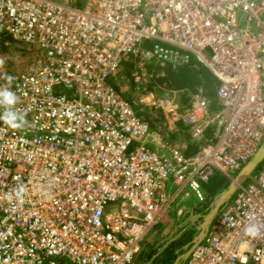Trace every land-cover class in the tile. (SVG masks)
<instances>
[{
  "label": "built area",
  "instance_id": "built-area-1",
  "mask_svg": "<svg viewBox=\"0 0 264 264\" xmlns=\"http://www.w3.org/2000/svg\"><path fill=\"white\" fill-rule=\"evenodd\" d=\"M12 44L33 60L14 67ZM190 56L218 81L215 109L162 80ZM263 58L264 0H0V87L12 78L25 117L0 121V264H130L179 193L206 202L203 184L233 179L264 142ZM128 61L162 128L111 80ZM199 218L181 264H264V160L207 229Z\"/></svg>",
  "mask_w": 264,
  "mask_h": 264
},
{
  "label": "trees",
  "instance_id": "trees-1",
  "mask_svg": "<svg viewBox=\"0 0 264 264\" xmlns=\"http://www.w3.org/2000/svg\"><path fill=\"white\" fill-rule=\"evenodd\" d=\"M131 62H128V65H130ZM162 70L164 71L165 75L162 78L164 81H169L170 86L174 87L175 89L180 91V99L184 103L188 101L189 95H192L193 93L197 92L198 89H202L203 93L210 99L211 106L213 109L216 108V88L218 81L216 77L209 71V69L196 57L190 56L188 63L172 67L170 65H166L162 67ZM149 116V115H148ZM151 124L154 126V124L151 122ZM178 128H180L181 131V125H178ZM211 135V129L207 130L206 136L204 140L200 143L197 142H191L190 140L187 141V143L182 147V151L184 154H189L194 152L199 145L202 143L207 142ZM228 184L227 178H225L223 175L219 173L213 174L207 183L203 185L205 186V191L212 197L215 194H217L219 191L224 189ZM189 233L187 231L184 232V239L181 241H177L179 243V247L185 243H187L190 238L188 239ZM184 241V242H183ZM175 242V241H174ZM172 242V245L169 244L166 246L165 250L168 248V254L166 257L162 258L160 257L161 254L157 256V258H154L152 263L154 264H170L173 262L174 254L170 252V248L172 246H177L178 243ZM183 242V243H182ZM164 250V251H165ZM175 257V256H174ZM173 258V259H172Z\"/></svg>",
  "mask_w": 264,
  "mask_h": 264
},
{
  "label": "rangeland",
  "instance_id": "rangeland-1",
  "mask_svg": "<svg viewBox=\"0 0 264 264\" xmlns=\"http://www.w3.org/2000/svg\"><path fill=\"white\" fill-rule=\"evenodd\" d=\"M250 26L252 29H254V26H255L254 20L250 21ZM4 52L7 54L9 62L13 63L14 67H16V68L24 67L26 64L31 62V60H33V58L35 56L34 50H32L31 48L27 49L25 46H21L20 44H12ZM128 62H125L120 66V68L117 70V72L112 76L111 80L113 82H116V84H119L118 89L119 90L121 89L120 91L122 92V94L133 103V105H134L133 107L135 108V110L137 111V113L139 115L149 119L155 126L157 125L156 128H162V124L160 122L159 123L157 122L158 119H157V121L155 120V116L153 115V112L147 113L148 112L147 109H143L144 110L143 111L141 109L143 107H142L141 103L139 102V100L132 97L133 95L131 94L130 86H129V81L131 80L130 75H129L130 70H128V68H131V66H128ZM150 69H153V67L150 66ZM180 141H183V140L180 138ZM178 144L182 145L181 142H178ZM261 163L259 164V166L261 165ZM259 166H258V168H256L253 171L252 176L257 175ZM227 180L229 183L232 179H227ZM250 181H252V180L247 179L242 185H247L248 183H250ZM184 214H185L184 212H182L180 214V220L183 219ZM171 216H174V214L171 213ZM176 220H178V219H175V221ZM163 224L165 225V221L163 222ZM170 226H172V228L174 227V225H170ZM168 229L170 230L171 228H168ZM185 230L188 231L187 228H185ZM163 233H165V232L152 231L151 233H149L144 240V244H143L141 252L139 253V255L135 259H133V261L130 262V264H147L148 260H152L154 258H157L158 252H160L162 249L161 247H163V245H165V242H163V240L166 237L170 236L169 234L162 235ZM174 243H176V242H174ZM180 248H181V246L179 247V243L177 246L173 245L172 248H170V252L172 254H174V256H175V257L173 256V258H174L173 262L176 260V258H178V256L176 255V252L182 253V251L179 250ZM167 254H168V248L161 253L160 257L164 258L167 256ZM173 262H171L170 264H173ZM152 264H154V263H152Z\"/></svg>",
  "mask_w": 264,
  "mask_h": 264
},
{
  "label": "crops",
  "instance_id": "crops-1",
  "mask_svg": "<svg viewBox=\"0 0 264 264\" xmlns=\"http://www.w3.org/2000/svg\"><path fill=\"white\" fill-rule=\"evenodd\" d=\"M128 66H131L128 65ZM128 70H130V68H128ZM130 75V73H129ZM115 86L117 88H119V84H116V82H114ZM121 90V89H120ZM187 141L189 140V138L187 136H185ZM187 141L185 143H187ZM204 185V184H203ZM205 186L203 187V191H204V195L206 196V202H200L196 196L194 195V193L189 189V188H185L181 193H179V195H177L175 197V199L172 200L167 212H166V216L157 224V226L153 229V231H162L165 232L162 235H166L169 234L171 237V241L168 243H165L166 245H163V247H161V251L158 252V255L161 254L166 246L169 244L172 245V240H174L175 242L177 241H181L182 239H184V232L186 231L185 228H187V233H189L188 239L190 238V240L181 245V248L179 250H182V248L184 246H187L188 244H190L191 240H192V236H193V230H192V226L193 224H195L198 220V218L201 216V214L206 213V209L209 206L214 207L215 203L212 204L211 200L209 201V198H212L206 191H205ZM172 190H170V192L168 193V196L171 195L174 191L173 187L171 188ZM232 197V196H231ZM184 212V217L182 220H180V214ZM198 213L197 214V218L193 219V221L191 222L190 219H188L190 213ZM171 213L174 214V216H171ZM175 219H178L175 221ZM200 221H203L202 219L199 218ZM165 221V225L163 224V222ZM170 225H174V227L172 228V226ZM168 228H171L170 230ZM168 230V231H167ZM180 233V234H179ZM180 243V242H179ZM152 253V252H151ZM155 261V259H154Z\"/></svg>",
  "mask_w": 264,
  "mask_h": 264
},
{
  "label": "water",
  "instance_id": "water-1",
  "mask_svg": "<svg viewBox=\"0 0 264 264\" xmlns=\"http://www.w3.org/2000/svg\"><path fill=\"white\" fill-rule=\"evenodd\" d=\"M263 70H264V58H263ZM264 160V142L259 146L256 153L242 166V168L237 172L234 178L228 183V185L215 194L212 199L215 202V206L206 214H201V219L203 220L204 228L207 229L208 224L212 221V219L216 216L219 206L226 200L230 199L231 196L238 190L240 186L247 180V179H254L252 176L253 171L258 168L259 164ZM198 239H201V234L198 236ZM171 241V237H166L163 242L168 243ZM166 245V244H165ZM184 249V248H183ZM182 253L173 264H181L183 258H185L190 249L181 250ZM152 260H148L147 264H152Z\"/></svg>",
  "mask_w": 264,
  "mask_h": 264
},
{
  "label": "clouds",
  "instance_id": "clouds-1",
  "mask_svg": "<svg viewBox=\"0 0 264 264\" xmlns=\"http://www.w3.org/2000/svg\"><path fill=\"white\" fill-rule=\"evenodd\" d=\"M11 77H8V86L0 87V108L5 110L0 113V121L4 123L7 127L18 130L21 129L25 122V117L22 113L15 110V105L17 104L18 97L15 92L11 90ZM23 191V188H20V191L17 192V195H20V192ZM258 229L254 225H248L245 228V234L248 236L254 237L257 234ZM240 264H247V258L241 257Z\"/></svg>",
  "mask_w": 264,
  "mask_h": 264
},
{
  "label": "flooded vegetation",
  "instance_id": "flooded-vegetation-1",
  "mask_svg": "<svg viewBox=\"0 0 264 264\" xmlns=\"http://www.w3.org/2000/svg\"><path fill=\"white\" fill-rule=\"evenodd\" d=\"M172 242H174V240H172ZM179 251V250H178ZM181 253L176 252V255L179 257Z\"/></svg>",
  "mask_w": 264,
  "mask_h": 264
}]
</instances>
